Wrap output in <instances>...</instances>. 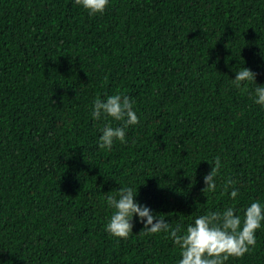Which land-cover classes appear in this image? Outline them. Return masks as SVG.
<instances>
[{"label": "trees", "instance_id": "obj_1", "mask_svg": "<svg viewBox=\"0 0 264 264\" xmlns=\"http://www.w3.org/2000/svg\"><path fill=\"white\" fill-rule=\"evenodd\" d=\"M241 66L264 83V0H109L91 16L74 0H0V264H175L178 246L135 216L128 238L105 232V196L124 183L181 230L264 202V108L252 81H229ZM115 92L139 122L105 150L110 118L91 103ZM224 264H264V221Z\"/></svg>", "mask_w": 264, "mask_h": 264}, {"label": "clouds", "instance_id": "obj_2", "mask_svg": "<svg viewBox=\"0 0 264 264\" xmlns=\"http://www.w3.org/2000/svg\"><path fill=\"white\" fill-rule=\"evenodd\" d=\"M88 15L103 14L109 0H74ZM235 76L229 79L232 86L247 89L248 82L254 86L248 95L254 104L264 108V83H255L254 73L247 67L235 69ZM135 101L122 92L94 98L90 115L94 121L105 120L118 122L115 126L110 121L104 123L97 138L98 147L110 150L115 141L125 142L126 129L139 122V116L133 107ZM211 168L202 179L203 193L214 192L221 167L220 156L212 159ZM224 186L230 198H238L239 189L228 187L236 182L231 177L224 179ZM137 189L131 183H124L115 189V194L105 196L106 207L110 210L104 230L110 236L126 239L132 233L133 216L142 222V230L147 234L166 233L174 245L179 248V259L175 264H224L229 257H240L251 250L256 243V230L264 221V202L252 199L244 207L243 216L239 209L228 205L223 210H212L196 215L192 222L181 230L172 227L164 216L158 215L147 205L136 200Z\"/></svg>", "mask_w": 264, "mask_h": 264}]
</instances>
